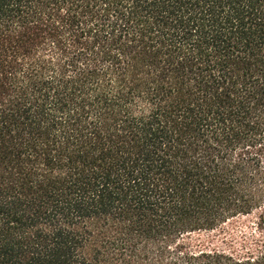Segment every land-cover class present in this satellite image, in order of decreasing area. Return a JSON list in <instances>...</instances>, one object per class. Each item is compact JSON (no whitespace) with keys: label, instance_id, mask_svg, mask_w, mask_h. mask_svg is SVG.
I'll list each match as a JSON object with an SVG mask.
<instances>
[{"label":"trees","instance_id":"16d2710c","mask_svg":"<svg viewBox=\"0 0 264 264\" xmlns=\"http://www.w3.org/2000/svg\"><path fill=\"white\" fill-rule=\"evenodd\" d=\"M0 264H264V0H0Z\"/></svg>","mask_w":264,"mask_h":264},{"label":"rangeland","instance_id":"374dc122","mask_svg":"<svg viewBox=\"0 0 264 264\" xmlns=\"http://www.w3.org/2000/svg\"><path fill=\"white\" fill-rule=\"evenodd\" d=\"M246 220H247V218H245V217H243V218H236L233 221H231V223L229 224V226H234V225H237V226H239V225L240 226H246V225L249 224Z\"/></svg>","mask_w":264,"mask_h":264}]
</instances>
